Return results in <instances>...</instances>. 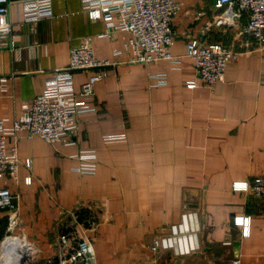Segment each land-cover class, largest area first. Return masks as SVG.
<instances>
[{"label": "crops", "instance_id": "1", "mask_svg": "<svg viewBox=\"0 0 264 264\" xmlns=\"http://www.w3.org/2000/svg\"><path fill=\"white\" fill-rule=\"evenodd\" d=\"M18 1L10 0L7 16L13 48L0 51L3 128L25 119L24 105L68 67L70 50L88 44L97 60L115 66L88 102L98 113L79 117L70 135L50 145L20 134L18 182L0 179V189L18 196L20 223L10 232L0 209V264L10 239L26 243L28 255L33 251L26 264H66L60 224L80 210L92 220L87 236L95 264H229L236 257L240 264H264V198L231 188L264 178V48L239 37L246 17L218 26L223 10L214 8L215 0H176L173 59L131 64L122 52L129 34L107 35L103 22L88 19L82 0H51V18L36 22L24 20ZM194 39L240 52L212 91L186 55ZM90 74H72L75 92ZM189 82L196 88L188 89ZM87 152L96 157L94 175L75 172L76 156ZM191 210L199 217L201 251L149 252L162 228ZM234 217L250 218L247 238Z\"/></svg>", "mask_w": 264, "mask_h": 264}, {"label": "built area", "instance_id": "2", "mask_svg": "<svg viewBox=\"0 0 264 264\" xmlns=\"http://www.w3.org/2000/svg\"><path fill=\"white\" fill-rule=\"evenodd\" d=\"M23 18L26 22L50 19L51 0H19ZM10 0H0V51L13 48L12 27L7 20ZM83 12L90 21H101L106 27V34L126 32L129 39L122 52L130 56L131 64H149L156 61H171L170 48L174 42L172 21L180 13L176 0H82ZM214 8L223 10L216 20V25L233 26L234 21L242 16L246 23L239 31L245 45L254 42L258 49L264 48V0H215ZM186 55L194 60L197 79L212 91L216 84L222 82L227 65L237 61L240 52L221 44H203L198 39L186 43ZM115 66L105 60L94 57L93 48L82 44L70 50L68 67L46 80L44 93L24 105L25 119L13 122L11 128L5 129L0 122V179H8L17 184L19 159L16 144L20 134L26 139L40 138L47 144L60 142L76 129L79 117L97 114L98 110L88 102L93 99L94 86L107 76V68ZM90 72L78 92L74 90L72 74ZM160 84L164 78H157ZM188 89L196 88L194 82L186 84ZM79 100L80 102H77ZM113 139H125L124 135ZM7 142H12L7 146ZM78 167L75 172L80 175H94L96 157L93 152L76 156ZM29 168V163L26 164ZM30 179L26 178L25 185ZM233 192L249 193L260 200L264 198V178H255L252 182L232 184ZM0 209L7 212L10 232L19 226L18 196L7 188L0 189ZM78 212V211H77ZM71 220V221H70ZM70 220L60 224L59 244L67 257L66 264H95L94 252L87 236L91 218L78 220V214L72 212ZM233 226L241 229V237L250 233V218L234 217ZM200 225L196 211H185L177 223L162 228L148 246L149 252H170L174 257L192 256L201 251L199 239ZM31 255V254H30ZM229 264H240L238 257Z\"/></svg>", "mask_w": 264, "mask_h": 264}, {"label": "bare ground", "instance_id": "3", "mask_svg": "<svg viewBox=\"0 0 264 264\" xmlns=\"http://www.w3.org/2000/svg\"><path fill=\"white\" fill-rule=\"evenodd\" d=\"M4 264H18L23 256H28L27 252L31 251L23 241L10 239L5 244ZM29 250V251H28ZM33 251L31 252V254Z\"/></svg>", "mask_w": 264, "mask_h": 264}, {"label": "trees", "instance_id": "4", "mask_svg": "<svg viewBox=\"0 0 264 264\" xmlns=\"http://www.w3.org/2000/svg\"><path fill=\"white\" fill-rule=\"evenodd\" d=\"M86 214H87V211L86 210H80V211H78V220L81 221V219L83 217H86L87 216Z\"/></svg>", "mask_w": 264, "mask_h": 264}, {"label": "water", "instance_id": "5", "mask_svg": "<svg viewBox=\"0 0 264 264\" xmlns=\"http://www.w3.org/2000/svg\"><path fill=\"white\" fill-rule=\"evenodd\" d=\"M27 260H28V256H23L18 264H26Z\"/></svg>", "mask_w": 264, "mask_h": 264}, {"label": "rangeland", "instance_id": "6", "mask_svg": "<svg viewBox=\"0 0 264 264\" xmlns=\"http://www.w3.org/2000/svg\"><path fill=\"white\" fill-rule=\"evenodd\" d=\"M84 226L87 227L86 224H84ZM11 236L17 237V236H15V235H11ZM15 240H17V239H15ZM27 253H29V252H27ZM31 257H32V255L29 254V255H28V259H30ZM3 262H4V259H3Z\"/></svg>", "mask_w": 264, "mask_h": 264}]
</instances>
